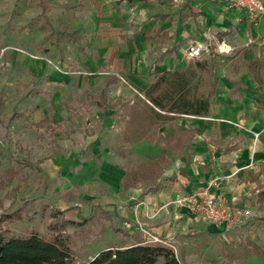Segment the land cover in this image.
I'll return each instance as SVG.
<instances>
[{
    "label": "rangeland",
    "instance_id": "1",
    "mask_svg": "<svg viewBox=\"0 0 264 264\" xmlns=\"http://www.w3.org/2000/svg\"><path fill=\"white\" fill-rule=\"evenodd\" d=\"M151 3L0 0V233L6 237L56 238L75 264L129 242L121 228L134 202L128 189H145L162 169L130 145L144 138L180 150L188 137L182 125L168 122L175 132L166 141L136 113L143 110L142 83L160 63L180 61L173 40L144 17L181 15L183 8ZM143 31L151 38L140 41ZM96 38L110 49H96ZM166 45L172 48L161 49ZM214 48L216 63L225 66L231 54ZM261 200L252 205L254 238L237 250L234 264H245L248 253L256 256L249 264H264Z\"/></svg>",
    "mask_w": 264,
    "mask_h": 264
},
{
    "label": "crops",
    "instance_id": "2",
    "mask_svg": "<svg viewBox=\"0 0 264 264\" xmlns=\"http://www.w3.org/2000/svg\"><path fill=\"white\" fill-rule=\"evenodd\" d=\"M140 2L145 6L151 2L149 5L170 3L183 10L181 15L174 16L151 17L145 14L146 23L150 18L155 29L177 45L176 56L180 61L172 65L160 63L153 78L142 83L139 94L143 110L137 111V107V116L150 120L166 141L172 143L175 132L173 125L167 126L168 122L176 121L178 126L182 125L188 137L180 150L164 143L147 142L144 138L130 145L129 151L139 150L141 156L155 158L162 169L160 175L155 176V183L148 187L144 185L145 189L140 184L129 187L127 196L134 202L125 211L121 228L130 240L119 247L142 244V230H145L167 243L162 245H170L177 258L188 264L226 263L228 260L234 264L238 260L237 250L245 246L247 239L254 238L253 231L257 227L252 225V205L255 199H262L260 204L264 205V186L260 188L264 183V70L256 79L241 64L248 59H264V14L256 22V18L249 17L245 11L226 7V0ZM262 2L264 5V0ZM145 26L149 27L148 24ZM144 31L138 37L140 41L151 38L150 33ZM100 39L96 38L94 42L96 49H110L108 45H100L106 41ZM150 41L156 45V38ZM251 41L254 43L251 48L240 49L238 53L235 51L236 45L246 46ZM194 43L202 44L204 49L198 56L189 58L185 45ZM215 46L220 50L224 47L223 51L231 54L225 66L213 58ZM169 48L172 46L166 45L161 49ZM194 59L206 62L209 71L212 66L214 69L213 76H202L201 93H198L209 100L207 112L195 115L159 111L164 117L150 118L144 111V90L154 81L155 75L175 68L184 70L193 66L196 69ZM220 69L225 71L219 73ZM163 152L166 156L158 158ZM213 180L212 195L233 208L251 211V216L242 225L226 228L171 204L179 194L192 193ZM115 186L119 187V184ZM136 219L140 224L135 222ZM246 255L241 259L245 264L256 259L253 254Z\"/></svg>",
    "mask_w": 264,
    "mask_h": 264
},
{
    "label": "trees",
    "instance_id": "3",
    "mask_svg": "<svg viewBox=\"0 0 264 264\" xmlns=\"http://www.w3.org/2000/svg\"><path fill=\"white\" fill-rule=\"evenodd\" d=\"M145 0H115L116 3ZM193 66L184 70L172 69L155 75L154 81L144 90L145 111L154 119L162 116L159 111L200 115L207 112L209 100L198 95L201 78L213 76L207 63L194 59ZM244 70L257 79L264 70V59L254 58L241 62ZM201 75H199V74ZM195 79L194 83L193 80ZM110 79L107 83H112ZM164 117V115L162 116ZM0 264H75L68 247L56 238L48 241L37 233L28 236L6 237L0 233ZM83 264H180L173 249L159 244H138L111 247L99 251ZM212 264H233L212 262Z\"/></svg>",
    "mask_w": 264,
    "mask_h": 264
},
{
    "label": "built area",
    "instance_id": "4",
    "mask_svg": "<svg viewBox=\"0 0 264 264\" xmlns=\"http://www.w3.org/2000/svg\"><path fill=\"white\" fill-rule=\"evenodd\" d=\"M225 5L228 8L245 11L249 17L254 19L264 14L262 0H226ZM203 49L204 46L202 44L194 43L189 45L186 50V55L189 58H194L198 56ZM214 182L215 180L196 189L192 193L179 194L171 201V204L176 207L186 208L201 219L211 223L224 225L226 228H233L242 225L245 220L251 216V211L248 208H233L223 199L212 195L210 188ZM135 222L140 224L137 219ZM142 233L144 235L143 244H167L158 236L151 234L148 231L142 230Z\"/></svg>",
    "mask_w": 264,
    "mask_h": 264
}]
</instances>
